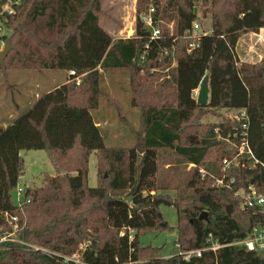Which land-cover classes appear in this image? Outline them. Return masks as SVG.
Segmentation results:
<instances>
[{
  "label": "trees",
  "instance_id": "trees-1",
  "mask_svg": "<svg viewBox=\"0 0 264 264\" xmlns=\"http://www.w3.org/2000/svg\"><path fill=\"white\" fill-rule=\"evenodd\" d=\"M103 1L0 0V46L10 36L2 32L5 27L17 45L25 41L31 49L29 60L49 48L39 68L67 67L74 71L69 81L81 76L92 93L88 105L75 103L67 81L40 94L10 123L0 119V231L14 230L6 213L18 218L16 240L0 243V264H264V256L234 243L264 224V209H243L235 195L249 185L264 193V57L241 61L236 51L244 34L264 27V0H137L134 34L112 39L104 57L100 44L89 40L110 36L103 22L114 16ZM200 6L203 17L210 15L212 31L191 48L187 30ZM151 8L158 37L142 18ZM112 67L130 68L131 103L142 119L137 146L109 147L93 114L101 106L103 72ZM160 67L171 71L160 73ZM141 72L146 76L136 82ZM205 75L209 102L199 105L195 90ZM242 109L254 157H240L245 167L225 168L223 160L239 152L236 133L242 128L231 114ZM207 114L219 121L205 122ZM27 149L47 150L57 174L46 172L42 185L24 187L28 201L20 205L13 192L24 172L21 151ZM69 152L75 162L61 164L58 157ZM93 152L101 178L96 186L88 183ZM169 153L194 164L187 188H177L175 198L160 192L158 178L160 158L171 166ZM200 168L208 172L205 177ZM218 178L229 186L218 185ZM163 204L178 213L176 251L169 256L140 240L150 230L173 229ZM204 211L207 218L201 219ZM214 243L220 247L208 248ZM200 248H206L201 256L185 258L184 252Z\"/></svg>",
  "mask_w": 264,
  "mask_h": 264
},
{
  "label": "rangeland",
  "instance_id": "rangeland-1",
  "mask_svg": "<svg viewBox=\"0 0 264 264\" xmlns=\"http://www.w3.org/2000/svg\"><path fill=\"white\" fill-rule=\"evenodd\" d=\"M123 2L125 3H122L123 5L118 6L117 9L110 10L114 16L113 20L104 19V27L109 32L110 36L100 33L101 37L98 39L99 41L95 40L93 37L89 38L90 41L94 42L93 45H95V43L100 44L103 57L106 55L112 39L130 38L134 34L138 9L137 2L135 4L132 0H123ZM113 3H116L115 0L110 2V4ZM115 5H117V3ZM5 8L9 9V4H6ZM198 15V21L201 23L202 28L204 31L210 33L212 31L210 15L203 17L201 6L198 7ZM170 24L173 26V22L168 23V25ZM2 32L10 36L12 33L5 27L2 28ZM94 34L96 35L97 31H94ZM30 43L34 45L33 41ZM4 45L5 42L1 44V50L4 48ZM12 48H14L13 51H9L8 56L4 60V64L0 66V119L2 122L10 123L12 117H16L22 112L27 107L28 103L32 104L40 94L52 90L67 81L71 87V101L85 105L90 103L92 93L87 89L86 85L81 83V76H79L77 80H74V82L73 80L69 81V76L73 72L66 69L67 67L53 70L39 68L40 61L38 59L42 55L46 56L45 58H49V48L39 49V52L34 54L32 60H29L31 49L26 45L25 41L17 45L16 38H13ZM238 49L242 51L241 44ZM238 52L240 53V51ZM257 57L255 53H252L248 57L241 55L242 60L244 59L250 62L256 61ZM174 64H176V58H174L172 67ZM98 67H100V64ZM170 71L171 69L168 70L163 67H160L158 70V72H164L165 74ZM103 73V78L100 82L101 89L98 94L101 106L94 110L93 114L96 121L101 124V132L105 137L106 144L109 147L123 146L129 148L135 145L137 146L138 142L135 134L142 130V119L141 110L134 107L131 103L130 68L112 67L105 69ZM145 76L146 74L141 72L136 77V82H142ZM198 90L199 88L195 92L196 97L198 96ZM113 99L120 103L121 112L117 111ZM121 117H124L123 121L120 119ZM204 121L217 122L219 121V117L207 114L204 117ZM21 155L24 158V172L21 176L18 188L42 185L43 177L46 172L50 175L57 174V170L50 160L47 150L27 149L22 150ZM74 156L75 153L69 152L66 156L58 158L61 164L67 165L68 163L73 164L75 162L73 160H76V158H73ZM96 156L97 154L94 152L90 155L88 177L90 186H96L97 182L101 180L100 176L97 174ZM100 156L103 155L100 154ZM166 158L170 161L171 166L166 168L163 164V158H160V172L158 178L161 185L164 186L160 192L175 198L178 194V189L182 191L187 188L185 185L187 176L189 175V165L175 154L169 153ZM61 172L64 173V170ZM68 172L71 173L73 171L69 170ZM104 176H107V173H105ZM18 188L13 192L16 202L23 198L18 194ZM160 209L164 219L173 229L170 228L169 230L162 231L153 229L140 235V240L142 244L163 248L162 254L169 256L176 251L175 241L178 238V213L174 205L163 204L160 206ZM74 258H76V263H78L77 256Z\"/></svg>",
  "mask_w": 264,
  "mask_h": 264
},
{
  "label": "built area",
  "instance_id": "built-area-1",
  "mask_svg": "<svg viewBox=\"0 0 264 264\" xmlns=\"http://www.w3.org/2000/svg\"><path fill=\"white\" fill-rule=\"evenodd\" d=\"M153 11H154V8H151L149 10V13L147 15H144L142 18L146 22V24H148L149 26H152V29H153L152 36L158 37V36H160L161 29L158 26L154 25L155 20H154V17L152 15ZM170 25L172 26V24H170ZM187 32L191 35V37L193 39L192 42L190 43L191 48H194L198 45L200 36L202 34H208L209 33L208 31H204V29L201 26V23L198 20L193 22L192 28L187 30ZM72 72L74 73V71H72ZM195 92H196V90H195ZM231 117L237 119V121L241 122V125H242L241 130L238 131V133H236V135L240 136V141L237 143V147L239 149V152L232 159L231 158H225L223 160V164H224L225 168H233V167L238 166V165H242L243 167H245L246 161H245V159H240V157L242 155H245L247 157H249V156L254 157L253 150H252L250 143H249V140H248V131H247L248 124H249L248 113L245 109H242L240 111H237L234 114H231ZM192 166H194V164H190L189 167H192ZM200 172L202 173L203 177H205L208 173L204 168H200ZM217 184L229 186V184L223 178H218ZM23 190H24L23 188H18V194L23 197L22 200L17 202L20 205L22 203H24L25 201H28V199L26 200L24 198ZM235 195L242 199V208L243 209L248 208V207L260 208L261 210L264 209V193H260L254 185H249L248 187H240V188L236 189ZM5 216L8 218V220L10 222L13 223V228H14V230H16L18 227L17 216L9 217L7 215V213L5 214ZM14 230L12 232H10L8 230L0 231V243L8 242V241H15L16 240V234H15ZM210 238H211V236H210ZM234 243L244 245L247 247L248 250L256 251L258 254L264 256V224H260V225L256 226L248 237L241 239V240L234 242ZM219 247H220L219 244L214 243L213 245H211L208 248L216 250ZM204 249H206V248H203V249L200 248V249H196V250L186 251V252H184L185 258L187 260H189V258L193 254H196L197 256H201Z\"/></svg>",
  "mask_w": 264,
  "mask_h": 264
},
{
  "label": "crops",
  "instance_id": "crops-1",
  "mask_svg": "<svg viewBox=\"0 0 264 264\" xmlns=\"http://www.w3.org/2000/svg\"><path fill=\"white\" fill-rule=\"evenodd\" d=\"M111 1L113 0H104V7L109 9H117L118 6L123 5L122 3H125L123 2V0H115V2L117 3V5H115L116 3L110 4ZM132 1L134 2V4L137 2V0ZM240 44L242 45V51L241 49H238ZM236 51L241 61H246L244 59H241V55L248 57L252 53H255V55L258 56L256 61H260L264 57V27L260 28L259 31L244 34L238 42ZM238 51H240V53ZM13 118L14 117H12V119ZM4 124L6 123L4 122Z\"/></svg>",
  "mask_w": 264,
  "mask_h": 264
},
{
  "label": "water",
  "instance_id": "water-1",
  "mask_svg": "<svg viewBox=\"0 0 264 264\" xmlns=\"http://www.w3.org/2000/svg\"><path fill=\"white\" fill-rule=\"evenodd\" d=\"M12 48V35L9 36L5 42L4 48L0 51V64H4V60L8 55L9 51ZM210 96V86H209V76L205 75L201 80L198 96H197V103L199 105H205L209 102ZM200 218L206 219L207 218V211L202 212Z\"/></svg>",
  "mask_w": 264,
  "mask_h": 264
}]
</instances>
